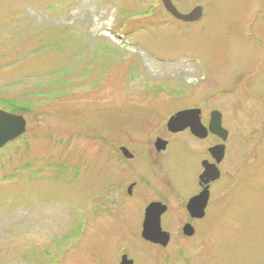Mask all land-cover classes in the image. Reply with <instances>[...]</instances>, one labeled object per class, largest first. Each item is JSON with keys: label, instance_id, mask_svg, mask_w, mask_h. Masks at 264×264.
<instances>
[{"label": "rangeland", "instance_id": "1", "mask_svg": "<svg viewBox=\"0 0 264 264\" xmlns=\"http://www.w3.org/2000/svg\"><path fill=\"white\" fill-rule=\"evenodd\" d=\"M171 1L202 19L161 0H0V110L26 122L0 150V264H264V0ZM187 108L218 111L229 134L192 238L181 201L205 149L151 146ZM120 146L137 154L126 166ZM157 199L165 247L140 235Z\"/></svg>", "mask_w": 264, "mask_h": 264}, {"label": "flooded vegetation", "instance_id": "2", "mask_svg": "<svg viewBox=\"0 0 264 264\" xmlns=\"http://www.w3.org/2000/svg\"><path fill=\"white\" fill-rule=\"evenodd\" d=\"M186 13H189V11ZM213 112L214 111L206 112L203 111L202 109H197V108H187L181 111H177L168 118L165 126V129L170 137L164 139L160 136H156L152 139L153 141L151 143V146L153 147L154 151H156L158 155L162 156L161 160L167 154H170V148L172 147V145L182 143L180 139L181 135H187L189 138H191V140H193L194 142H198L199 145H201L205 149V153L202 159H196L198 160V164L195 165H197L198 171L196 169L197 176L195 179V186L193 190H191L189 195L185 198V201L184 200L181 201V209L184 217V222L179 227L180 229H178V231L183 237L186 238H192L197 232V224L206 218L207 212L210 207L212 188L221 177V166L225 161L227 155V150H228L227 139L229 137L228 131L227 133H225V135L224 134L218 135L216 133H212L209 131V125L212 118L211 115ZM183 113H185L184 118H182L180 121H176L172 123L171 126L168 125L170 120H174L180 114ZM223 136H225L224 139ZM208 141L210 142V144L207 146L206 142ZM192 150L194 149L192 148ZM114 154L118 156L116 159L119 158L125 164L123 166H126L127 164L126 162L135 160L137 156V154L132 152L131 148L127 149L126 147L123 146L117 147L116 150L114 151ZM142 154H145V151H143ZM221 155H223L222 158ZM110 161L112 160L108 159L109 164ZM147 164L149 165V163ZM155 165H157V162L154 163V166ZM149 169L153 171L150 168V166ZM124 172L128 173L126 168L124 169ZM216 173L219 174V178L217 180L214 178L216 176ZM130 178L131 177H127L126 179H128L129 181ZM137 186H138V180L137 179L135 181L131 180L122 185L121 191L124 196L128 198H134V196L136 195L135 190L138 189ZM205 192L208 193V200L204 209V215L200 217L199 215L201 214V204H200L201 202L196 198L200 197L202 194H205ZM138 196L139 195H137L136 197ZM149 211H151L150 215H149ZM170 212H171V208L169 204L162 200L157 199L147 202L146 205H144L141 212L142 214V220L140 224L141 233L143 231V225L146 217H151V218L159 217L160 229L162 232L168 234L170 241L171 238L170 234L168 230L163 226V219L166 215H169ZM153 245L160 247L159 245L156 244ZM120 263L121 260L119 264ZM131 264H134L133 260H131Z\"/></svg>", "mask_w": 264, "mask_h": 264}, {"label": "water", "instance_id": "3", "mask_svg": "<svg viewBox=\"0 0 264 264\" xmlns=\"http://www.w3.org/2000/svg\"><path fill=\"white\" fill-rule=\"evenodd\" d=\"M162 4L166 12H168L176 20L186 23H194L202 18L201 7H195L191 12L187 14H183L176 10V8L171 3V0H162ZM184 114L185 113L180 114L174 120H170L168 125L171 126L172 123L176 121H180L182 118H184ZM211 117L212 118L209 125V131L212 133H216L218 135L220 134L225 135L227 131H225L221 127V115L218 112H213ZM25 126H26V122L22 116L8 114L0 110V149H2L9 142L23 135L25 132ZM224 138L225 136H223V139ZM222 156L223 155H221V158ZM214 178L217 180L219 178V174L216 173V176ZM196 199L201 202L200 203L201 214L199 216L202 217L204 215V209L207 204L208 193L205 192V194H202L200 197ZM151 211H149V215ZM141 237L143 240L153 244L160 245L161 247H165L169 242L168 234L162 232L160 229L159 217L157 218L146 217L144 221ZM120 264H131V261H129L126 256H122Z\"/></svg>", "mask_w": 264, "mask_h": 264}, {"label": "trees", "instance_id": "4", "mask_svg": "<svg viewBox=\"0 0 264 264\" xmlns=\"http://www.w3.org/2000/svg\"><path fill=\"white\" fill-rule=\"evenodd\" d=\"M24 111V110H23ZM15 113V111H13Z\"/></svg>", "mask_w": 264, "mask_h": 264}]
</instances>
